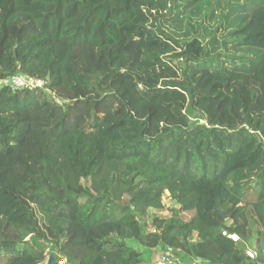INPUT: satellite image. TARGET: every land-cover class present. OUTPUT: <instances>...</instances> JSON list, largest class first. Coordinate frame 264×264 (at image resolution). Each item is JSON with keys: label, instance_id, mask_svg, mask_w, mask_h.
Instances as JSON below:
<instances>
[{"label": "trees", "instance_id": "16d2710c", "mask_svg": "<svg viewBox=\"0 0 264 264\" xmlns=\"http://www.w3.org/2000/svg\"><path fill=\"white\" fill-rule=\"evenodd\" d=\"M197 1L0 0V264H264V0Z\"/></svg>", "mask_w": 264, "mask_h": 264}, {"label": "rangeland", "instance_id": "374dc122", "mask_svg": "<svg viewBox=\"0 0 264 264\" xmlns=\"http://www.w3.org/2000/svg\"><path fill=\"white\" fill-rule=\"evenodd\" d=\"M186 1H193V0H176L175 4H173V8H175L177 11V7H175L176 4L178 5L184 4ZM242 1L244 0H198L193 6L194 8H196V13H194L193 15L184 14L185 20H187V22L190 23V25L186 27V31L187 33L190 34V38L199 37L205 43H207L214 34H216L220 39H223L224 36L226 37L227 34H226V30H224L225 28H223V30L219 32L220 27L224 26V21L222 19V16L228 12L229 7L233 3L242 2ZM198 6H200L201 8L198 9ZM178 10L182 11L181 9ZM206 27L209 29L208 32L204 31V28ZM170 33L173 35L172 32ZM8 84L9 83L7 81L5 83L4 82L0 83V88L3 87V85H8ZM187 113L189 117H191L192 121L196 120L200 116L198 113L194 112L193 110H188ZM162 202L165 205L166 209H176L179 207L176 204V202L170 198L169 192H166L164 194ZM154 213L156 212L152 210L147 211V215L150 216L154 215ZM157 215L161 217H166V216H170L171 213L166 210L158 213ZM147 224H148L147 225L148 228L151 229L150 219L147 220ZM128 244L133 249H138L141 251L144 250V248L136 241H129ZM251 248L257 251L258 253L259 245L256 243V239L254 240V245ZM51 251H53L52 248H47L48 253H50ZM59 256L62 257L60 253ZM61 260L63 261H61L60 264H63L64 262L65 264L67 263L65 258H61ZM192 263L199 264V262L196 263L195 261H192ZM143 264H182V263L178 261L175 257H171L168 252L161 251L160 249H158L156 252H149V251L145 252ZM200 264H208V263L202 262Z\"/></svg>", "mask_w": 264, "mask_h": 264}, {"label": "built area", "instance_id": "2783aa9c", "mask_svg": "<svg viewBox=\"0 0 264 264\" xmlns=\"http://www.w3.org/2000/svg\"><path fill=\"white\" fill-rule=\"evenodd\" d=\"M7 82L9 83L8 85H11L12 87H15V88H26V87L35 88V87H42L44 85V83L40 80H25L21 77H14L12 79H9ZM223 235L235 243L241 242L239 236L236 234H230V233L224 232ZM245 255L248 258L253 259V260L257 259L258 257L257 251L253 249H247Z\"/></svg>", "mask_w": 264, "mask_h": 264}]
</instances>
